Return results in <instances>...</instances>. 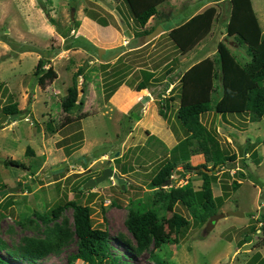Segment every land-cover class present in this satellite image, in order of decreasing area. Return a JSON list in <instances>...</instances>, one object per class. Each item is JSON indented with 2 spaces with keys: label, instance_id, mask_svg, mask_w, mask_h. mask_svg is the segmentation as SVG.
I'll return each instance as SVG.
<instances>
[{
  "label": "rangeland",
  "instance_id": "rangeland-1",
  "mask_svg": "<svg viewBox=\"0 0 264 264\" xmlns=\"http://www.w3.org/2000/svg\"><path fill=\"white\" fill-rule=\"evenodd\" d=\"M252 4L264 32V0H252ZM210 8L217 12L210 34L193 51L182 55L167 31L152 42L148 36L138 37L142 30L125 3L0 0V193L3 187L14 190L0 195V241L9 247V253L4 247L0 255L9 264H71L69 256L77 252L75 244L43 261L16 256L25 238L44 239L57 224L73 226L72 207L63 208L60 217L48 223L37 217L68 202L92 209L94 228L110 235L124 264H150L149 252L135 255L114 239L126 238L134 245L127 227L130 212L142 205L152 207L150 184L157 167L171 159L172 151L187 137L176 117L178 92L172 90L179 88L181 74L193 64L208 56L215 58L220 42L228 45L242 63L249 57L245 45L227 36L230 0H166L158 7V16L146 26L147 30L159 25L175 28ZM4 38L10 43H4ZM100 50H104L101 58ZM40 59L58 76L45 87L34 77ZM174 67L179 71L168 77L169 68ZM79 70L83 76L75 81ZM143 71L152 72L159 83L153 81L147 92H136L131 86L143 81ZM115 73H120L119 78ZM117 80L123 84L108 100V89H114ZM75 86L83 94L76 109L68 114L62 103ZM173 97L175 100L169 101ZM220 98L218 88L213 103ZM13 103L20 111L17 117L4 115L2 109ZM162 106H168L165 117L160 115ZM81 117L79 126L61 128L68 119ZM202 120L208 129L218 132L223 151L237 156L235 163L211 174L214 197L223 202L217 214L239 210L246 217L222 219L206 236L208 223L195 221L184 206L178 205L176 211L189 220L190 226L179 245L162 248V257L170 264H247L256 252L264 258V248L254 247L264 235L251 231L261 227L264 215V119L251 123L249 114L221 116L213 112ZM253 152H257L260 164ZM13 160L28 169L5 165ZM109 162V168L125 180V188L109 179L79 193L89 180L103 175ZM203 164L204 157L195 156L178 170L184 173L185 165L196 168ZM196 170L186 172L175 185L190 181L199 190L202 179ZM234 181L240 182L241 188L234 193L228 190L231 195L223 198L224 184L231 187ZM159 213L171 217L164 209ZM248 235L253 237L252 244L241 247Z\"/></svg>",
  "mask_w": 264,
  "mask_h": 264
},
{
  "label": "trees",
  "instance_id": "trees-1",
  "mask_svg": "<svg viewBox=\"0 0 264 264\" xmlns=\"http://www.w3.org/2000/svg\"><path fill=\"white\" fill-rule=\"evenodd\" d=\"M112 1L125 3L128 6L134 21L142 30L138 34L141 38L148 36L156 29L147 30L146 26L152 18L158 16V7L166 2V0ZM230 5L231 15L226 27L227 36L236 39L240 45L246 46L249 60L242 63L228 45L220 42L214 54L215 58L206 57L181 74L179 88H173L172 92H178L180 106L176 117L187 137L172 151L171 159L164 160L158 165L150 184V189L154 192L152 207L142 205L141 208L130 212L127 227L133 237L134 245L126 238L114 239L119 245L128 247L127 250L130 249L135 255L149 252L150 264H170L162 257V248L169 244L179 245L180 237L190 226L189 220L176 211L178 205L184 206L195 221L206 224L218 213L219 206L223 203L221 198L214 197L211 187L213 176L202 169L213 172L219 167L235 163L237 156L228 155L223 151L218 140V132L207 128L203 123V116L213 112L221 116L249 114L251 123L261 122L264 119V32L254 11L252 0H230ZM216 15V9L210 8L202 14L193 16L173 28L168 35L169 39L182 55H187L210 34ZM3 42L10 43L6 39ZM46 67L47 62L40 59L34 73L41 87H45L47 82L51 83L58 77L53 67L48 69ZM177 69L169 68L167 76L178 72ZM115 75L119 78L120 73ZM80 76H83V70H79L75 81ZM154 79L152 72L143 71V81L131 88L136 92H142L147 90L153 81L159 83ZM122 84L121 80H117L114 89L107 87L109 88L108 100ZM76 86L69 89L68 96L62 103L65 113L71 114L77 107L79 91ZM218 88H220L221 98L213 103ZM174 100L173 97L169 101ZM165 108L167 109L168 106H162L160 110V115L163 117H165ZM19 112L16 103L2 109V113L8 117ZM82 119V117L73 121L68 119L61 128L74 124L79 126ZM49 129L51 128L48 127ZM200 155L204 157L205 164L196 168L185 165L184 173H178L179 166L183 162ZM257 155V152L252 154L256 159L255 162L260 164ZM5 165L28 169L25 164L15 160L6 162ZM245 166L248 167L247 164ZM196 169L201 170L198 174L202 179L199 190H196L190 181L184 186L175 185L185 178L186 172ZM169 181L171 185L166 187ZM241 185L238 181H234L231 187L224 184L226 193L223 198H229L230 193L237 192ZM4 189L5 187L2 188ZM230 189L231 192L228 194ZM78 191L83 193L80 189ZM65 207L74 209L73 226L70 227L66 222L62 225L57 224L47 231L44 239L25 238L16 256L32 261H43L49 256L62 254L71 244H75L77 252L69 256L71 264L76 261H83L86 264H124L116 254L117 248L113 245L110 235L94 228L90 207L68 202L64 206L58 204L50 212L37 217L44 223H48L53 218H59ZM158 208L164 209L171 217L162 216ZM260 224V228H251L253 234L264 235V215ZM252 242V235H248L240 245L242 247ZM4 247L9 253V247L0 241V252ZM254 247L264 248V239ZM0 264H9L2 255H0ZM247 264H264V258L260 252H256Z\"/></svg>",
  "mask_w": 264,
  "mask_h": 264
},
{
  "label": "water",
  "instance_id": "water-1",
  "mask_svg": "<svg viewBox=\"0 0 264 264\" xmlns=\"http://www.w3.org/2000/svg\"><path fill=\"white\" fill-rule=\"evenodd\" d=\"M105 3V2H104ZM106 4V3H105ZM74 18V12L72 14V19ZM163 33H165V29H163L161 26H158L151 34L148 35V41L152 42L153 40L157 39L158 37H160ZM102 51L104 50H100L99 56L101 58V54ZM78 81H80V78H78ZM83 94L82 89H79V96H78V100L81 99V95ZM146 100H144L145 103ZM15 117H17V115H15ZM14 117V118H15ZM110 163L107 165V168L105 169V171L103 172V175L99 178L96 179H91L89 180L84 187H82L80 190H87V189H94L95 187H97L98 185L106 182L109 179H115L117 180L118 184L122 185L123 189L125 188L124 183L125 180H123L115 171H113L112 169L109 168ZM204 172L208 173V174H212L213 172L211 171H207L206 169H202ZM201 170L197 169L196 172L199 173ZM61 170L54 172V173H60ZM51 174V172H49ZM179 174H181L182 172H178ZM171 182L169 181L168 184L166 185V187H170ZM14 190L12 189H8V190H3L0 195L4 196L6 194L9 193H13ZM227 217H236V218H245L246 215L243 212H240L239 210H235V211H229L227 213H222V214H216L214 216H212L207 224V227L205 229V235L208 236L214 229L215 226L219 223L220 220L225 219Z\"/></svg>",
  "mask_w": 264,
  "mask_h": 264
},
{
  "label": "crops",
  "instance_id": "crops-1",
  "mask_svg": "<svg viewBox=\"0 0 264 264\" xmlns=\"http://www.w3.org/2000/svg\"><path fill=\"white\" fill-rule=\"evenodd\" d=\"M159 26H160V25H159ZM147 27H148V26H147ZM157 27H158V26H157ZM157 27H156V28H157ZM172 29H173L172 27L167 28V32L170 33ZM165 32H166V31H165ZM139 45H140V44H139ZM208 57H209V56H208ZM195 64H196V63H195ZM195 64H193L192 66H194ZM192 66L189 67V69L192 68ZM189 69H188V70H189ZM182 72H183V70H181V73H182ZM185 72H186V71H185ZM145 91L147 92L148 89H147V90H144V91H142V92H145ZM262 256H263V255H262Z\"/></svg>",
  "mask_w": 264,
  "mask_h": 264
},
{
  "label": "flooded vegetation",
  "instance_id": "flooded-vegetation-1",
  "mask_svg": "<svg viewBox=\"0 0 264 264\" xmlns=\"http://www.w3.org/2000/svg\"><path fill=\"white\" fill-rule=\"evenodd\" d=\"M54 173V172H53Z\"/></svg>",
  "mask_w": 264,
  "mask_h": 264
}]
</instances>
